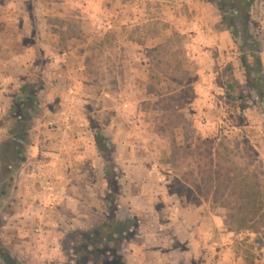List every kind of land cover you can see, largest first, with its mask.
Segmentation results:
<instances>
[{
  "label": "rangeland",
  "instance_id": "374dc122",
  "mask_svg": "<svg viewBox=\"0 0 264 264\" xmlns=\"http://www.w3.org/2000/svg\"><path fill=\"white\" fill-rule=\"evenodd\" d=\"M249 18L264 61V0ZM0 36V264H104L79 242L108 218L98 132L120 176L105 264H264V106L215 2L0 0Z\"/></svg>",
  "mask_w": 264,
  "mask_h": 264
},
{
  "label": "trees",
  "instance_id": "16d2710c",
  "mask_svg": "<svg viewBox=\"0 0 264 264\" xmlns=\"http://www.w3.org/2000/svg\"><path fill=\"white\" fill-rule=\"evenodd\" d=\"M215 2L216 7L221 14L222 20L226 22L227 29L231 36L236 39V43L240 45L242 50V62L246 71V81L250 89L255 94L259 102L264 106V67L262 64V49L261 44L257 40H254L250 34V10L256 0H212ZM221 1H226L227 4L223 5ZM229 11H233L237 17L243 23L242 36L238 37L237 32L234 30L235 19L228 16ZM250 58L254 61L251 66ZM25 92V90H22ZM29 100H23L19 104L21 107L20 117L28 115L31 107ZM15 106L11 108L10 113L15 112ZM94 143L97 148L98 154L104 161V176L107 182L109 196L107 197V213L108 218L106 222L101 224L92 232L83 234L82 241H79L81 245H85L80 251L83 254L84 259H90L92 255L97 253L103 257L100 263L106 262V255H113V258L117 263L122 260L119 256L122 249V238L118 234V227L121 225L118 218V206L119 201L118 188H119V173L117 171V165L112 158L113 145L108 138H106L101 132L94 135ZM17 145V144H16ZM21 153V152H20ZM22 163L26 160L22 159ZM119 225V226H118ZM98 238L100 240V247L94 246L91 242L92 239ZM8 259L9 255H5ZM5 260V259H4ZM2 260V261H4ZM114 260L107 262V264H116Z\"/></svg>",
  "mask_w": 264,
  "mask_h": 264
},
{
  "label": "crops",
  "instance_id": "0c3cea01",
  "mask_svg": "<svg viewBox=\"0 0 264 264\" xmlns=\"http://www.w3.org/2000/svg\"><path fill=\"white\" fill-rule=\"evenodd\" d=\"M219 35V34H218ZM224 35H226V33H224V32H222V33H220V36H217V37H220V38H225L226 36H224ZM0 37H3V36H0ZM6 37V39L9 37V36H5ZM5 49H7V48H5ZM4 50H3V48H2V45H0V71L3 69V68H6V65H5V59H6V55H5V57L2 59V57H1V54H2V52H3ZM5 51H7V50H5ZM262 64L264 65V61H263V59H262ZM0 90H1V88H0ZM0 93H1V91H0ZM54 168H56V166L54 167ZM55 171H56V169H55ZM148 255V254H147ZM138 259V261H141V264H152V262L150 261V258L148 257V258H146L145 256H142V258H137ZM137 261V262H138Z\"/></svg>",
  "mask_w": 264,
  "mask_h": 264
}]
</instances>
